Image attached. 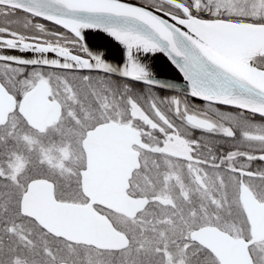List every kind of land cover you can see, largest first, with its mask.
Returning <instances> with one entry per match:
<instances>
[{"label": "snow or ice", "instance_id": "6c2138e0", "mask_svg": "<svg viewBox=\"0 0 264 264\" xmlns=\"http://www.w3.org/2000/svg\"><path fill=\"white\" fill-rule=\"evenodd\" d=\"M0 264H264V0H0Z\"/></svg>", "mask_w": 264, "mask_h": 264}, {"label": "water", "instance_id": "95a60500", "mask_svg": "<svg viewBox=\"0 0 264 264\" xmlns=\"http://www.w3.org/2000/svg\"><path fill=\"white\" fill-rule=\"evenodd\" d=\"M154 62L155 69L161 77H175L179 79L175 69L172 68L166 57H164L162 54H157V57L154 58Z\"/></svg>", "mask_w": 264, "mask_h": 264}]
</instances>
